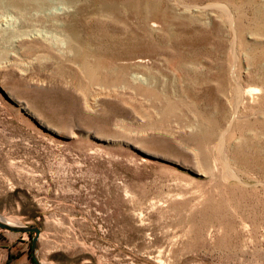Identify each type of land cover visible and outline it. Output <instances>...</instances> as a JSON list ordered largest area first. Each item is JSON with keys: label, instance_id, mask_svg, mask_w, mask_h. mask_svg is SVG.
Segmentation results:
<instances>
[{"label": "rangeland", "instance_id": "1", "mask_svg": "<svg viewBox=\"0 0 264 264\" xmlns=\"http://www.w3.org/2000/svg\"><path fill=\"white\" fill-rule=\"evenodd\" d=\"M110 1L56 17L111 72L0 28V215L41 264H264V0Z\"/></svg>", "mask_w": 264, "mask_h": 264}, {"label": "bare ground", "instance_id": "2", "mask_svg": "<svg viewBox=\"0 0 264 264\" xmlns=\"http://www.w3.org/2000/svg\"><path fill=\"white\" fill-rule=\"evenodd\" d=\"M103 6L105 13L114 12V14H117L119 12L117 5L113 4L110 0ZM130 8H133L134 11L137 10L133 5H130ZM69 9L70 7L64 0H0V28L6 32V35L9 33L8 40H13L14 43L22 39L36 38L42 40L43 44L59 50L69 49L75 51L78 55V62L82 66L89 67L93 73L100 71L103 67L108 69L109 72L118 69L117 65L112 62L105 64L100 61H87L88 58L86 59L80 53V42L83 39L78 29L77 23L79 19L77 20L75 16H72L70 20L64 21L56 17L57 14L66 13ZM133 78L137 82H146V78L142 75L135 74ZM255 90L256 88L250 90L239 89L237 103L243 104L251 94H254ZM257 112H260L264 116V108ZM235 118L236 115H232L230 122L232 123ZM0 218L12 225H24L17 223L15 219L14 221L9 217L0 215Z\"/></svg>", "mask_w": 264, "mask_h": 264}, {"label": "water", "instance_id": "3", "mask_svg": "<svg viewBox=\"0 0 264 264\" xmlns=\"http://www.w3.org/2000/svg\"><path fill=\"white\" fill-rule=\"evenodd\" d=\"M0 227L6 230L20 233H33L31 254L35 261V264H41L39 260V239L42 232L41 227L36 225H12L0 218Z\"/></svg>", "mask_w": 264, "mask_h": 264}]
</instances>
